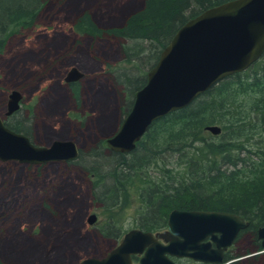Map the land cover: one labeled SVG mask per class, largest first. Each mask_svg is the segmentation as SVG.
<instances>
[{"label":"trees","instance_id":"obj_1","mask_svg":"<svg viewBox=\"0 0 264 264\" xmlns=\"http://www.w3.org/2000/svg\"><path fill=\"white\" fill-rule=\"evenodd\" d=\"M79 1L0 0V53L10 36L33 28L39 13L53 2L59 11L72 15L69 29L78 36L134 40L138 49L128 46L122 49L125 56L120 62L125 66L107 70L117 81L112 84L123 95L118 104L120 123L131 106L129 97L133 98L134 91L145 82L143 69L153 65L178 27L204 9L228 0H126L125 9L107 18L92 13L87 6L78 9ZM64 86V92L76 104L80 93L88 91L80 80ZM13 120H4V125L26 135L35 144L29 125L32 121L25 117ZM214 124L220 127L216 135L203 129ZM113 133L114 130L95 135L90 143L85 140L90 134L84 135L82 145H77V158L64 161L80 167L92 181L91 201L105 217L96 229L99 236L114 244L120 239L126 230L119 224V217L133 198L137 202L133 225L144 231L163 228L171 209L235 213L248 225L238 232L234 243L243 234L248 235L256 252L248 260L260 255L256 229L264 226V51L243 71L220 79L187 106L153 121L130 152L115 153L105 147V138ZM21 178L28 182L26 170ZM12 191L9 204L17 206L24 202L19 201L24 199L21 195ZM61 250L56 254H65ZM45 254L48 256L51 250H44L42 256ZM239 256L227 250L224 260ZM75 260L78 259L65 262L50 259L45 263Z\"/></svg>","mask_w":264,"mask_h":264},{"label":"rangeland","instance_id":"obj_2","mask_svg":"<svg viewBox=\"0 0 264 264\" xmlns=\"http://www.w3.org/2000/svg\"><path fill=\"white\" fill-rule=\"evenodd\" d=\"M126 3V0H80L78 9L87 6L92 13L107 18L119 14ZM71 19L72 15L59 11L55 2L49 3L39 13L36 25L10 36L0 53V113L6 94L11 89L18 90L21 99L12 120L21 117L31 120V135L37 145L60 138H71L76 145H82L84 135L90 134L85 139L90 143L95 135L115 132L119 125L118 104L122 94L112 84L117 81L107 70L125 66L120 62L125 56L124 47H138L134 40L78 36L69 29ZM71 66L82 73L79 80L88 90L80 93L79 104L64 92L62 77ZM147 69H143V75ZM25 170L29 177L26 183L21 178ZM18 182L21 185L16 186ZM91 184L87 173L73 163L25 165L12 160L0 161L1 264H46L50 259L65 262L111 249L114 243L96 232L105 217L91 201ZM12 190L24 202L17 206L9 204ZM136 206L137 202L131 198L129 205L122 209L119 224L123 230L136 228L133 225ZM89 214L95 215L91 224L86 222ZM61 248L65 254H56ZM46 249L51 254L42 256ZM253 250L249 236L243 234L239 242L228 248L240 256L223 264L234 261L264 264L263 249L258 251L261 253L255 260H248V256L256 253Z\"/></svg>","mask_w":264,"mask_h":264},{"label":"water","instance_id":"obj_3","mask_svg":"<svg viewBox=\"0 0 264 264\" xmlns=\"http://www.w3.org/2000/svg\"><path fill=\"white\" fill-rule=\"evenodd\" d=\"M263 51L264 0H228L187 19L146 70L144 84L134 91L129 110L115 132L105 138V147L115 153L130 152L153 121L187 106L220 79L243 71ZM81 77L71 66L62 80L71 83ZM20 99L21 93L11 89L4 115L17 111ZM203 129L211 135L220 132L215 124ZM78 153L70 139L35 145L6 127L0 117V161L34 165L72 161ZM94 220V214L86 218L88 224ZM247 225L248 221L231 212L171 209L162 231L130 228L104 255L59 264H134L130 258L134 254H140L137 264H175L170 257L223 264L227 262L224 253ZM256 238L264 250V226L256 229Z\"/></svg>","mask_w":264,"mask_h":264},{"label":"flooded vegetation","instance_id":"obj_4","mask_svg":"<svg viewBox=\"0 0 264 264\" xmlns=\"http://www.w3.org/2000/svg\"><path fill=\"white\" fill-rule=\"evenodd\" d=\"M6 99H7V94H6V98H5V101H4V106H3V110H2V113H0V117L4 123V120L6 119H11L14 112L9 114V115H4V110H5V104H6ZM16 112V111H15ZM48 144V143H47ZM45 144V145H47ZM105 144V142H104ZM166 227L164 226L163 228H160L158 230H155V231H162L163 229H165ZM127 231V230H126ZM155 231H152V232H155ZM161 242V240H159ZM140 257V254H134V255H131L130 258H131V262L134 263V264H137L138 262V258ZM170 259H172L175 264H199L200 262H195L191 259H188V258H177V257H170Z\"/></svg>","mask_w":264,"mask_h":264},{"label":"bare ground","instance_id":"obj_5","mask_svg":"<svg viewBox=\"0 0 264 264\" xmlns=\"http://www.w3.org/2000/svg\"><path fill=\"white\" fill-rule=\"evenodd\" d=\"M11 130V129H10ZM13 131V130H12ZM19 133V132H18ZM22 134V133H21ZM24 135V134H23ZM26 136V135H25ZM27 137V136H26ZM28 138V137H27ZM30 141V140H29ZM31 142V141H30ZM32 143V142H31Z\"/></svg>","mask_w":264,"mask_h":264}]
</instances>
